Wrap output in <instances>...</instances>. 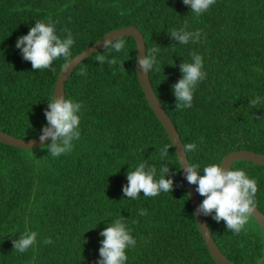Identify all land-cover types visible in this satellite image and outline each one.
<instances>
[{
  "label": "trees",
  "instance_id": "1",
  "mask_svg": "<svg viewBox=\"0 0 264 264\" xmlns=\"http://www.w3.org/2000/svg\"><path fill=\"white\" fill-rule=\"evenodd\" d=\"M38 21H51L61 39L69 31L74 38L71 56L54 60L51 69L33 70L16 48ZM128 25L142 32L146 54L160 47L159 69L154 66L149 79L183 145H197L187 157L200 166V175L234 150L264 154V0H216L199 15L183 0H0V130L24 139L39 136L61 68L106 32ZM174 29L200 30V40L180 44L170 36ZM120 38L124 49H100L65 82V98L82 103L81 135L70 153L53 157L47 146L24 150L0 142V264H97L100 232L118 218L136 240L126 249L125 264H217L196 222L174 147L139 84L135 40ZM193 52L202 56L206 78L194 89L192 106L178 109L173 85ZM98 55L117 63L100 64ZM257 96L261 102L253 107ZM165 145L172 148L162 159ZM142 162L157 169V179L162 167L170 168L165 178L174 181L171 193L125 196L127 173ZM231 168L256 179V207L264 213V166L240 159ZM142 208L147 215L139 214ZM214 215L205 219L223 254L234 264H259L263 235L257 221L251 217L234 234ZM25 232L37 238L20 253L13 240ZM47 238L51 244L44 243Z\"/></svg>",
  "mask_w": 264,
  "mask_h": 264
},
{
  "label": "clouds",
  "instance_id": "2",
  "mask_svg": "<svg viewBox=\"0 0 264 264\" xmlns=\"http://www.w3.org/2000/svg\"><path fill=\"white\" fill-rule=\"evenodd\" d=\"M186 6H190L191 12L202 14L216 3V0H183ZM188 26L184 25V29ZM184 29L172 30L171 38L180 44H187L189 41L198 43L201 31H185ZM126 41L116 38L114 41L105 39L103 47L110 48L120 52L125 48ZM74 44V38L69 31L66 38L61 39L56 34L54 24L36 22L27 35L17 39L16 48L21 50L22 57L30 61L33 70L51 69L54 60L64 57L66 60L71 56L70 49ZM160 47L156 46L147 50L146 56L138 58L139 70L148 74L154 69H159L157 53ZM193 62H183L180 64V70L183 77L173 85V92L176 98V107L190 108L193 101V93L198 82L206 78L203 69V58L196 52L191 53ZM96 60L109 65L117 63L115 57L106 60L104 55H98ZM69 65H66V67ZM81 70L80 75H86ZM261 102L257 96L250 101L255 107ZM82 108V103L66 99L64 96H55L48 101V107L44 115L47 124L42 128L39 140L43 142L51 138V142L43 144L53 157H59L62 154L70 153L73 149V141L80 138V116L78 113ZM203 139V138H201ZM172 145H165L161 151V158H166ZM197 145L189 143L184 145V152L195 151ZM199 165L187 164L183 168L185 177L189 184L197 185V193L204 197L202 203L196 210L197 215L212 216V219L219 222L224 221L228 230L238 234L249 223L250 218L256 210V193L258 191L257 181L249 178L242 169H233L222 167V164L215 163L202 169L203 175H200ZM170 172V168L164 166L160 170V177L157 179V169L154 166H147L146 163H140L134 171L127 173V185L123 187V193L130 199H136L141 192L146 197L158 196L161 192L171 193L174 181L171 178L166 179L165 175ZM174 175V174H173ZM141 216L147 215L145 209H140ZM104 237L101 241L99 255L101 259L97 264H125L128 257L126 249L134 247L136 240L130 234V229L126 228L123 218L114 220L109 226L100 232ZM37 238L36 232H25L18 240H13L14 249L24 253L29 247L35 244ZM45 244H51V238L44 240Z\"/></svg>",
  "mask_w": 264,
  "mask_h": 264
},
{
  "label": "water",
  "instance_id": "3",
  "mask_svg": "<svg viewBox=\"0 0 264 264\" xmlns=\"http://www.w3.org/2000/svg\"><path fill=\"white\" fill-rule=\"evenodd\" d=\"M123 36H132L136 43V72L138 76V81L141 86V89L144 93V96L153 110L154 114L162 124L163 128L165 129L177 156L182 176L184 179V183L186 186L187 194L190 200V204L196 219V222L198 224L199 230L201 232V235L203 237V240L205 242V245L212 256V258L216 261L217 264H234L232 263L220 250L218 245L215 243L214 238L210 232V229L207 225L206 219L204 215H197L196 210L198 206L201 204L199 195L196 191V185L189 184L183 168L187 166L189 163L187 153L184 152V145L182 143V140L179 136V133L177 132L175 125L171 121L170 117L167 115L164 107L162 106L160 100L156 96L153 87L151 85V81L149 79V73L145 74L142 70H139L138 65V58L141 56H146V47L144 42V37L142 32L133 25H128L121 28H116L113 30H110L106 32L102 37H100L96 42L91 44L90 46L83 49L81 52L76 54L74 57H72L59 71L57 78L55 80L54 88H53V96L52 99L57 96H64L65 97V82L67 81L68 77L71 75L74 68L84 59L91 56L95 52L99 51L103 47V42L105 39H111L115 40L116 38H120ZM66 65H69L66 67ZM51 138H48L47 141L43 142L45 144L48 142ZM0 142L17 147L24 150H30L35 149L37 147L42 146L43 144L39 140V136L35 138L30 139H24L20 138L14 135H11L7 132H4L0 130ZM247 160L251 161L253 163L263 165L264 166V154L259 152H253L246 149H238L231 151L227 153L222 160L220 161V164H222V167L225 168H231L232 163L235 160ZM257 223L259 224L262 235H263V254L261 261L259 264H264V213L261 212L257 207L256 210L252 216Z\"/></svg>",
  "mask_w": 264,
  "mask_h": 264
}]
</instances>
